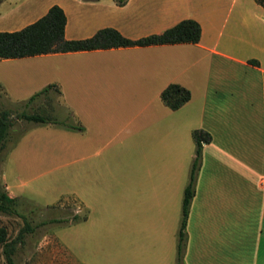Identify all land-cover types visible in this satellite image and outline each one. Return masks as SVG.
Masks as SVG:
<instances>
[{"label": "crops", "instance_id": "crops-1", "mask_svg": "<svg viewBox=\"0 0 264 264\" xmlns=\"http://www.w3.org/2000/svg\"><path fill=\"white\" fill-rule=\"evenodd\" d=\"M53 5L66 16V40L86 39L105 28L137 40L182 20L200 25L196 44L0 59L5 73L0 86L11 103H26L51 86L47 92L56 93L84 128L63 132L68 155L87 154L90 134L101 141L128 129L136 152L143 154L144 140L161 133L158 195L176 232L194 158L192 132L208 133L186 221L183 264H264V8L255 0H126L121 6L115 0H59L43 15ZM79 5L88 12L81 15ZM169 85L190 91V100L177 110L160 99ZM123 103L132 106L131 122L114 113ZM21 146L3 162L2 181L11 198L24 197L22 185L9 182L18 178L17 164L28 168L17 163ZM125 191L135 198L131 187ZM129 207L133 212L137 204L130 201Z\"/></svg>", "mask_w": 264, "mask_h": 264}, {"label": "rangeland", "instance_id": "rangeland-1", "mask_svg": "<svg viewBox=\"0 0 264 264\" xmlns=\"http://www.w3.org/2000/svg\"><path fill=\"white\" fill-rule=\"evenodd\" d=\"M56 1L0 0V32L36 21ZM88 8L79 5L78 11L86 14ZM4 76L0 64V81ZM3 110L10 113L11 128L0 151V188L6 191L3 162L14 146L23 148L17 163L28 164L27 169L17 164L18 178L9 180L24 190V197H16L18 214H0V227L6 229L9 240H15L26 224L32 229L15 245V264H176L177 232L168 225L166 203L158 195L163 190L157 182L163 174L161 133L144 140L143 154L136 152L129 129L103 135L101 141L93 133L87 154L79 150L72 156L63 132L81 133L84 128L76 124L56 93L47 92L28 104L11 103L0 86ZM131 110V104L123 103L114 113L131 122ZM21 113L58 124L28 123L19 118ZM83 156L90 158L82 160ZM129 187L137 192L134 199L125 191ZM130 201L137 204L133 212ZM0 264H5L1 246Z\"/></svg>", "mask_w": 264, "mask_h": 264}, {"label": "trees", "instance_id": "trees-1", "mask_svg": "<svg viewBox=\"0 0 264 264\" xmlns=\"http://www.w3.org/2000/svg\"><path fill=\"white\" fill-rule=\"evenodd\" d=\"M255 1L264 8V0ZM115 2L121 6L126 0H115ZM65 25L66 16L63 10L53 5L42 17L24 28L18 31L0 32V59H18L51 53H71L120 47L196 44L199 42L201 35L200 25L190 19L182 20L160 34L149 35L137 40L128 39L111 28L101 29L86 39L66 40L64 38ZM50 87L48 86L31 96L26 104L46 94ZM160 99L170 110H177L190 100V91L179 85H169L162 91ZM9 116V111H0V151L4 148L9 138L11 128ZM19 118L33 124H58L40 115L21 113L19 114ZM61 126L71 130L82 129L68 124H61ZM192 139L195 146L194 158L189 172L188 184L184 189L182 198L180 224L177 231L176 264H183L187 240L186 221L194 195L197 172L201 163V150L203 145L209 143L210 135L202 130H194L192 132ZM17 206L18 199L9 197L6 191L0 188V214L7 216L17 215ZM73 220L75 223L78 219L74 216ZM25 232H32L28 224L19 232L15 240H9L6 229L0 227V246L2 247L5 264H15L13 259L15 245L23 238Z\"/></svg>", "mask_w": 264, "mask_h": 264}]
</instances>
